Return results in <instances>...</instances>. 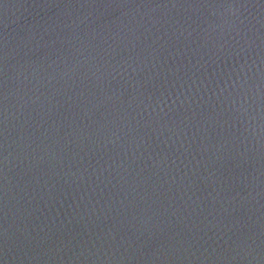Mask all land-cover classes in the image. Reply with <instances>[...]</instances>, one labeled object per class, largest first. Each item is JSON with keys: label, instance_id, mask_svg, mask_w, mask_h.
I'll return each mask as SVG.
<instances>
[{"label": "water", "instance_id": "1", "mask_svg": "<svg viewBox=\"0 0 264 264\" xmlns=\"http://www.w3.org/2000/svg\"><path fill=\"white\" fill-rule=\"evenodd\" d=\"M0 264H264V0H0Z\"/></svg>", "mask_w": 264, "mask_h": 264}]
</instances>
